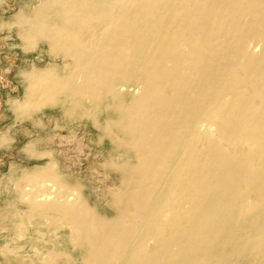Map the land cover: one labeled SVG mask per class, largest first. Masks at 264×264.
<instances>
[{
    "label": "bare ground",
    "instance_id": "6f19581e",
    "mask_svg": "<svg viewBox=\"0 0 264 264\" xmlns=\"http://www.w3.org/2000/svg\"><path fill=\"white\" fill-rule=\"evenodd\" d=\"M31 16L24 46L61 64L24 72L15 109L61 106L129 155L102 165L119 184L101 214L38 154L17 192L23 217L71 246L49 256L264 264V0H39Z\"/></svg>",
    "mask_w": 264,
    "mask_h": 264
},
{
    "label": "rangeland",
    "instance_id": "374dc122",
    "mask_svg": "<svg viewBox=\"0 0 264 264\" xmlns=\"http://www.w3.org/2000/svg\"><path fill=\"white\" fill-rule=\"evenodd\" d=\"M38 3L39 0H0V264H74L77 257L75 254L70 260L62 256L51 258L49 254L56 252L53 242L63 243L68 251L71 246L62 233L56 237L48 230L45 220L36 225V221L23 217L26 207L18 196L17 185L24 186V173L47 161L48 156L40 158L38 154L52 153L63 182L78 185L86 200L101 214L109 211L108 189L119 184L118 173L102 165L113 159L121 162L129 158L88 118L69 119L61 106H45L26 113L13 106L24 98V72L52 62L61 64L60 59L49 55L42 41L34 48H26L17 34ZM114 117L110 111H98L97 123L101 125Z\"/></svg>",
    "mask_w": 264,
    "mask_h": 264
}]
</instances>
